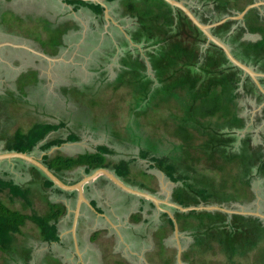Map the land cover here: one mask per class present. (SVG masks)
I'll list each match as a JSON object with an SVG mask.
<instances>
[{"label": "crops", "instance_id": "0c3cea01", "mask_svg": "<svg viewBox=\"0 0 264 264\" xmlns=\"http://www.w3.org/2000/svg\"><path fill=\"white\" fill-rule=\"evenodd\" d=\"M68 1L0 0V60L6 62L12 69L15 62L9 60L5 53L18 50L24 54L36 56V60L41 62L39 66L28 64L26 70L16 76L11 86L0 85V102L3 101L6 104L5 111L0 106V155L15 152L8 151L6 148L17 133H28L35 125H48L52 128L51 131L29 155L43 160L45 155L51 156L54 151L63 156L77 157L96 153L100 147L106 146L109 149V153L105 156L109 168H105L106 170L119 178L115 167L120 162L126 161L130 169L129 180L134 184H144L146 190L125 183L126 185L152 194L161 200L166 196L164 200H169V193L172 194L175 184L143 155V150L146 149L143 145V142H146V135H142L137 130L132 134L125 133V139H122L115 131L116 122H120L123 126L127 125V120H130L131 125H134L133 121L139 120V125L135 126L139 129L144 124L142 120L146 114L142 112L143 108L139 110L134 107L132 114L128 116L127 111L132 109L131 105L127 108L123 107L125 109L123 116L128 117L125 121L113 122L110 120L112 107L109 112H103L98 117L96 113H99L101 109L95 108L94 103L91 108L90 100L88 103L84 101L87 95L89 97L106 95V98L107 95H114L116 99V96L124 89L127 95H138L139 102L149 95L148 101L151 102V97L159 86H167V84L159 83L148 55L149 52L157 53L159 46H148L145 40L138 42L135 36L140 32L142 25H157L163 35V30L166 29L164 25L167 23L164 18L159 20L158 17L169 16V10L151 6L149 3L146 5L145 0H106L107 6L106 8L101 6L102 11L98 10L96 4L95 6L80 5ZM182 1L201 20L203 10L212 9L215 0ZM133 2H137L140 6L144 5L143 8L147 10L146 15L142 12L137 14L130 11L129 5ZM262 6L259 8L264 12ZM6 14H10L12 18L5 19ZM50 33L58 37L55 43L49 41ZM247 38L256 40L259 35H247ZM208 45L207 43L204 49ZM143 62L145 68H141ZM121 83L124 84V88L121 87ZM46 93L53 95L51 101H47L43 96ZM31 95H37V97L31 98ZM176 96L177 99H174ZM170 99L179 101L177 107L183 114L184 105L187 103L185 94L181 90H173L169 82V101ZM143 104L146 103L142 102ZM242 109L241 115L244 112ZM43 121L44 123H40ZM29 125H33L30 130L27 129ZM150 141L155 142L150 145V148L157 149L158 140L151 138ZM47 142H59V144L45 152L41 147ZM151 153L157 152L153 150ZM160 155L166 154L160 153ZM32 167L33 165L29 162L18 158L0 159V180L22 187L25 185L30 187L31 183L35 184L33 190H42L44 194L43 197L41 196L46 203L44 214L47 213L49 204L63 207L64 214L56 224L59 240L43 241L39 235L42 243L61 244L63 234H60L58 225L65 216H68L72 223V241L76 256L79 258H82L78 239L79 226L83 218L88 216L95 224L99 221L105 222L117 231L120 241L124 242L119 225L115 221H128L121 228L126 226L133 237L138 233V225L142 222L146 224L151 222L147 215L153 213L156 218L158 217L156 220L158 224L153 233L155 239L156 232L162 223L161 213L166 212L160 211L152 201L121 190L103 175L85 184L82 193H79L78 189L63 190L55 185L47 190L43 185V176L37 175ZM156 170L160 171V177ZM140 172L148 175L151 181L144 178L136 179ZM89 175L86 174L85 167H78L69 172L63 181L68 185H75ZM169 185H171L170 191ZM119 194L124 195L125 199L120 202L122 208L114 210L113 203L117 201L116 195ZM8 195H10L8 191L0 192V199L7 206L3 199ZM33 203L32 200L30 206ZM22 204L26 205L23 202ZM163 208L169 210L167 205H163ZM118 213H122L124 219H121ZM109 229H96L89 237L90 242L100 240L102 234ZM140 236L142 237L141 234ZM14 247H17L16 241L11 253L14 258L3 257L5 253H1L0 264H28L23 254L20 258L17 256L16 253L19 251L15 252ZM158 247L157 241L156 248ZM35 248L34 245L26 249L22 247L26 253L31 254L29 264L38 263L34 261ZM45 261L47 264H62L59 259L50 255Z\"/></svg>", "mask_w": 264, "mask_h": 264}, {"label": "trees", "instance_id": "16d2710c", "mask_svg": "<svg viewBox=\"0 0 264 264\" xmlns=\"http://www.w3.org/2000/svg\"><path fill=\"white\" fill-rule=\"evenodd\" d=\"M257 1L234 3L231 0H215L214 7L204 9L200 18L203 23H214L226 16L237 15ZM68 2L89 4L77 0ZM145 3L169 10V16L158 17L159 20L164 18L166 29L161 35L157 25H142L135 40H145L148 46H159L157 53H148L159 83L170 82L173 90H181L185 94L187 103L183 114L180 112L175 116L178 117L174 133V138L179 141L177 154L169 157L158 155L159 152L152 154V149L143 154L146 153L145 158L150 159L175 184L172 202L183 207L219 205L236 210L239 208L237 205H244L246 200L254 198V182L264 181V132L261 133L260 142L253 140L254 129L264 121V112L256 117L252 131L241 134L239 132L246 129L249 119L241 115L239 101L258 95L261 103L263 95L249 76L229 62L220 47L210 43L204 49L207 37L183 11L173 8L164 0H145ZM96 7L103 10L100 5ZM143 7L137 2L129 5L130 11L146 15L147 10ZM260 8L251 9L244 20H229L213 28L212 32L231 46L236 58L264 73V14L260 13ZM156 32L160 35H156ZM50 35L49 41L55 43L58 37ZM247 35H259V38L254 40L247 38ZM142 67L145 68L144 62ZM260 81L264 86V78ZM148 98L149 95H146L144 100ZM51 129L48 125L39 124L28 133H17L6 150L31 154ZM58 144L47 142L41 148L47 152ZM181 151L186 157H182ZM108 153L109 149L105 146L96 153L77 157L47 154L42 161L64 180L69 172L78 167H85L87 175L108 168L105 157ZM32 169L37 175L43 176L45 189L54 186L53 181L40 169L35 166ZM115 172L124 183L146 190L144 184H134L129 180L128 162H120ZM4 191L10 193L13 201L16 198L25 201L21 187L12 183L7 186L0 180V192ZM29 206L24 205V208ZM169 209L173 211L180 234L191 237V252L215 254L218 250L235 262L236 258H246L264 247V219L252 215H231L223 211L181 212ZM63 214V207L49 204L46 214L29 215L11 209L0 199V254L12 251L15 235L21 233L27 221L37 226L43 241H58L56 224ZM161 222L156 237L159 242L158 253L163 257L166 251L164 239L174 232V222L167 213H161ZM24 259L29 264L31 254L25 253ZM182 260L184 264H195L189 255H183ZM173 262L171 255L164 260L165 264Z\"/></svg>", "mask_w": 264, "mask_h": 264}, {"label": "rangeland", "instance_id": "374dc122", "mask_svg": "<svg viewBox=\"0 0 264 264\" xmlns=\"http://www.w3.org/2000/svg\"><path fill=\"white\" fill-rule=\"evenodd\" d=\"M236 1L240 3L244 0H231V2L234 3H236ZM39 11L42 10L39 9ZM6 18L12 17L10 14H6L5 19ZM6 56H8L7 58L9 60L14 61L15 64L14 66H12L13 68L10 69V66L7 65L6 62L0 60V85L6 84L11 86L16 76L24 72L28 64L32 66H39L41 64L40 60H36V56L24 54L22 53V51L18 50L9 51L8 53H6ZM122 84L123 83H121V87L124 88L125 86L124 84ZM43 96L47 101H51V96L53 95L46 93ZM36 97L37 95H31V98ZM138 98V95H127L126 90L123 89L122 92L116 96V99L114 95H107V98L106 95H100L96 97H89L87 95L85 96L84 101L88 103V100H90L91 108L92 103H94L95 108L98 107L99 109L103 110H99V113H96L98 117L103 112H109V109L112 107L110 111V120L113 122L125 121V119L132 114L134 107L139 110L143 108L142 112L146 114L145 118L142 120L144 124H142L139 129L135 127L136 125H139V120L133 121L134 125L129 124L130 120H127V125L123 126L120 125V122H116L115 131L117 132L119 137L121 136L122 139H125V133L132 134L133 132H136L138 130L142 135H146V142H143V145L146 146V149L143 152H148L151 149L150 145L155 144V142L150 141V139L152 138L158 140L156 142L158 143L157 149L153 148L155 152H159V154H166L168 157L169 155L175 156L178 152L176 146H179V141L177 140V138H174L175 127L177 125L175 124V122L178 121V117L175 116L180 114L181 112V110L177 107L179 101L174 100L177 99V96L174 97V99H170L169 101V86L164 85L160 86L158 90L153 93L151 102H149L148 100L139 102ZM107 101L109 102L107 103ZM142 102H145L146 104L142 105ZM130 105L132 109H128V116H123L125 112V109H123V107L127 108V106ZM0 106L5 111V102H0ZM243 115L246 116V113H243ZM40 123H44V121ZM32 126L33 125H29L27 129L30 130ZM254 130H256V128ZM258 142H260V139ZM55 154L56 152L53 151L51 156H54ZM181 155L182 157H184V152L182 153L181 151ZM156 172L160 177V171L156 170ZM143 178L145 180L148 179V181H151V178L148 175L143 174L142 172H140L139 175L136 176V179L138 180H143ZM2 182L7 186H11V182L8 183L5 182V180H3ZM18 187L22 188L25 196V201L23 199L21 201V198H16L14 201H12V199L9 197L10 195L5 196L3 200L8 204V206H10L11 209L20 210L26 214L42 215L46 212V203L44 202V200H42V197L44 195L42 190L34 191L33 189L35 187V184L33 183H31L30 187L26 185L23 187ZM170 188L171 185H169V191ZM252 191H254L255 193L254 198L249 201L246 200V204L244 205H237V207L239 208L236 210L240 212H260L264 214V181L256 180L253 184ZM165 198L166 196L163 197V200ZM116 199L117 201L113 203L114 210H120L122 208L120 202L125 199V196L119 194L116 195ZM32 200L34 202L33 205L29 208H24L22 202L26 203V205H30L32 203ZM118 214L120 217H122L121 219H124L122 213ZM147 217L151 222L148 224L142 222L140 225H138V233L133 235V237L131 235V231L126 226L121 228L125 223H128V221H115V223L119 225V229L123 236L124 242L120 241L121 238L118 235L117 231L112 229L109 225H106L105 222L99 221L97 224H95L92 222V219L89 218V216L88 218L84 217L78 231V239L80 241V251L82 258L76 256V250L72 241L73 235L71 233L72 223H70V218L68 216L62 218L58 225L60 234H63L61 244L42 243L39 239L40 234L37 226L33 222L28 221L25 226L22 227L21 233L15 235L17 247H14V251H19V253L16 254L20 258L22 254L24 256L26 253L25 250L22 249V247L26 249L34 245L36 247L34 253V261L38 262L36 264H47L45 259L49 255L59 259L62 264H118V262H121L123 264H165L164 260H167L171 255L174 258L173 264H178V243L175 239L174 232L168 234L166 239H164L166 251L163 254V257H161V255H159L158 253L159 247L156 248V243L158 240L156 239V237L154 239L153 236V233L155 232L156 226L158 224V222L156 221L158 217L156 218L155 214L153 213L147 215ZM98 228L103 230L109 229V231H107L108 233L104 232L100 240L96 242H90V235ZM139 233L142 235V237ZM144 234H148V236H143ZM181 243L183 248L182 259L183 255H189V258L192 259L193 263L195 264H264V247H262V250L260 249V251L259 249H257L256 251L258 252L255 251L254 254H251L246 258H236L235 262H232L218 250L215 251V254H200L199 252H191V237L185 234H181ZM11 253L12 251L9 253H5L3 254V257L6 256L9 259L14 258ZM13 255L15 256V253Z\"/></svg>", "mask_w": 264, "mask_h": 264}, {"label": "water", "instance_id": "95a60500", "mask_svg": "<svg viewBox=\"0 0 264 264\" xmlns=\"http://www.w3.org/2000/svg\"><path fill=\"white\" fill-rule=\"evenodd\" d=\"M67 1V0H65ZM72 1V0H71ZM77 1H83V2H87V3H94V4H99L101 6H103L104 8H106V0H77ZM166 3H168L170 6H172L175 9H180L181 11L184 12V14L192 21V23L198 27L207 37V43H213L215 45H217L218 47H220L227 59L229 60L230 63H232L235 67L239 68L240 70L243 71L245 76H249L253 82L255 83V85L258 87V89L261 91V93L264 94V87L260 81L261 78H264V73L257 71L253 66L247 65L246 63L242 62L241 60H239L238 58L235 57V55L232 52V48L231 46L226 43L222 38L216 36L213 34L212 29L224 24L225 22L229 21V20H242L245 18V16L247 15V13L253 9V8H259L262 5H264V1H259V2H255L253 4L248 5L242 12L238 13L235 16H227L225 18H223L220 21L214 22V23H210V24H206L203 23L198 17L197 15H195V13L182 1V0H164ZM245 132H247V129L242 130L240 133L244 134ZM13 158H18L24 161L29 162L31 165L37 167L38 169H40L50 180L53 181L54 185L63 189V190H79V193H82L83 191V186L87 183H91L94 179H96L98 176L103 175L104 177H106L109 181H111L112 183H114L117 187H119L121 190L129 193V194H133V195H137L139 197H143L146 198L150 201L153 202V204L162 212H166L170 218L173 220L174 222V236L175 239L178 243V252H177V263L178 264H184L183 260H182V253H183V248L181 245V241H180V230H179V225L175 219V216L173 214V212L169 209H164L163 205H167L169 208H173L176 210H179L181 212H190V211H209V212H214V211H223L225 213L228 214H241V215H252V216H256L259 217L261 219H264V214L260 213V212H240V211H236V210H230L227 209L226 207L223 206H219V205H209V206H205V205H200V206H191V207H183L181 205H178L174 202L171 201V192L169 194V200H161L159 198H157L156 196L149 194L147 192H143L141 190L132 188L128 185H126L125 183H123L119 178H117L113 173H111L110 171L106 170V169H98L96 170L93 174L85 177L81 182L75 184V185H68L66 184L63 180H61L59 177H57L40 159H37L27 153H19V152H9V153H5L0 155V159H13ZM83 198V197H82Z\"/></svg>", "mask_w": 264, "mask_h": 264}, {"label": "flooded vegetation", "instance_id": "af4514ba", "mask_svg": "<svg viewBox=\"0 0 264 264\" xmlns=\"http://www.w3.org/2000/svg\"><path fill=\"white\" fill-rule=\"evenodd\" d=\"M257 2H259V1H257ZM89 4H92V3H89ZM96 5H99V4H96ZM260 13L264 14L263 10H261ZM1 40H4V39H1ZM161 86H164V85H161ZM167 86H169V82L167 83ZM260 93H261V91H260ZM261 94L263 95V101L261 103H259V101H258V98H259L258 95H254V96L252 95V96L246 98L245 100L239 101V106L241 107V109L243 107L242 110H244V112H242V113H246L247 119H249V123L247 124V127H246L247 131H252L254 129L253 126L255 124L256 117L261 116L262 113L264 112V94L263 93H261ZM145 100H147V99H145ZM249 107L251 108L250 110L248 109ZM262 132H264V121L261 124H259L258 127H256V130H254V133H255L253 136L254 142H258L259 139L261 141L260 136H261ZM253 193H254V191H253ZM180 241H181V237H180ZM181 245H182V243H181Z\"/></svg>", "mask_w": 264, "mask_h": 264}]
</instances>
